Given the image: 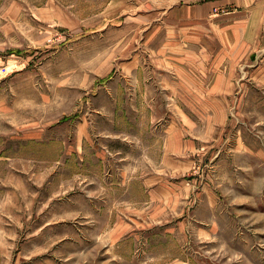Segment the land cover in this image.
I'll list each match as a JSON object with an SVG mask.
<instances>
[{"label":"rangeland","instance_id":"1","mask_svg":"<svg viewBox=\"0 0 264 264\" xmlns=\"http://www.w3.org/2000/svg\"><path fill=\"white\" fill-rule=\"evenodd\" d=\"M111 1L0 0V264H264V63L186 72Z\"/></svg>","mask_w":264,"mask_h":264},{"label":"crops","instance_id":"2","mask_svg":"<svg viewBox=\"0 0 264 264\" xmlns=\"http://www.w3.org/2000/svg\"><path fill=\"white\" fill-rule=\"evenodd\" d=\"M157 5L150 13L148 10L146 14L140 13V17L146 19L150 15L148 25L152 37L163 39L156 49L158 55L184 64L186 72L190 73L193 63L203 62L204 68L205 63L214 64L212 78L217 79L218 63V68L225 62H241L244 58L249 67L264 63V0H203L179 4L160 0ZM123 15L119 14L118 18ZM262 69L260 82L264 84V66ZM223 75H220L223 79L230 76ZM211 86L208 88L219 87L217 93L225 94L231 87L230 83ZM12 158L15 157L0 154V159L7 162Z\"/></svg>","mask_w":264,"mask_h":264}]
</instances>
